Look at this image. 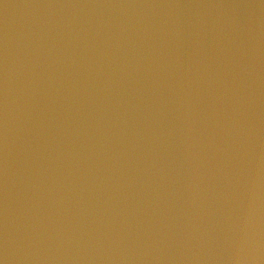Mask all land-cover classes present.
I'll return each mask as SVG.
<instances>
[{
    "label": "water",
    "instance_id": "water-1",
    "mask_svg": "<svg viewBox=\"0 0 264 264\" xmlns=\"http://www.w3.org/2000/svg\"><path fill=\"white\" fill-rule=\"evenodd\" d=\"M0 264H264V0H0Z\"/></svg>",
    "mask_w": 264,
    "mask_h": 264
}]
</instances>
